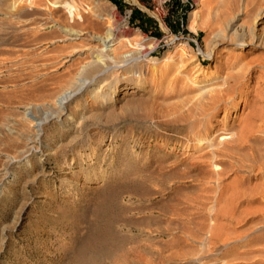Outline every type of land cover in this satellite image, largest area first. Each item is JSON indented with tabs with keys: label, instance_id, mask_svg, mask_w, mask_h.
<instances>
[{
	"label": "rangeland",
	"instance_id": "obj_1",
	"mask_svg": "<svg viewBox=\"0 0 264 264\" xmlns=\"http://www.w3.org/2000/svg\"><path fill=\"white\" fill-rule=\"evenodd\" d=\"M0 36V264H264V176L196 215L162 128L234 86L264 132V0H0Z\"/></svg>",
	"mask_w": 264,
	"mask_h": 264
},
{
	"label": "bare ground",
	"instance_id": "obj_2",
	"mask_svg": "<svg viewBox=\"0 0 264 264\" xmlns=\"http://www.w3.org/2000/svg\"><path fill=\"white\" fill-rule=\"evenodd\" d=\"M229 8L231 9V7ZM23 34L25 33H22V35ZM237 89L234 86L224 87L208 98L204 100L201 99V102L199 100L195 106L187 108L186 111L184 110L180 117L174 122H162V128L165 131L173 132L178 138L185 141V143L181 141L184 143V148L193 150V154L190 158L187 157L188 159L181 160L180 162L177 161L174 165L168 166L169 170L166 168L167 172L177 171L182 177L183 175L187 176L193 181L200 183L202 182L201 180L207 179V183H211L208 187L201 186L202 196L191 198V200L188 199L191 201L192 205L189 203L187 205L190 206L192 212H195L197 215V213L204 214L207 205L215 203L212 209L209 208L211 213H208L209 216H207L209 218L211 217L214 221L215 219L219 220L225 215L222 208L219 207L222 202L223 191L222 194H218L220 195L218 197H211L206 194H211L214 191V187L221 185L220 183L224 180L222 179L224 174L232 172V174L239 176L241 180L248 179L251 173L254 174L257 171L260 172H258L259 174L257 173L258 175H255L257 178L264 176V146L261 147L264 145V136H262L261 133L263 134L264 132L261 129L262 125H255L257 121H259L257 111H249L244 119L240 121L239 126H237L236 123L232 126L230 125L231 111L235 109V97L237 95L242 96V92H244L241 90L237 91ZM222 115L223 117L221 119ZM156 118V116L152 117L154 120ZM220 138L228 140H219ZM208 165L214 168H220V166L223 165H227L228 167L226 173H224L225 171L216 170L208 176L205 170ZM164 170H162V172ZM240 172H244L247 176L245 174L243 176L239 175ZM165 175L164 172V176ZM214 193L216 192L214 191ZM261 193L263 196H261L262 201L264 202V190ZM191 210L188 212L191 213ZM262 211H264V209ZM179 215L183 216L182 213ZM203 216L206 218V215ZM262 216L264 217V214ZM209 228L212 231L215 229V227ZM212 234L215 235V232H211V235ZM107 244L108 238L105 236L96 239L95 242L92 243L93 252L96 254L104 253Z\"/></svg>",
	"mask_w": 264,
	"mask_h": 264
},
{
	"label": "trees",
	"instance_id": "obj_3",
	"mask_svg": "<svg viewBox=\"0 0 264 264\" xmlns=\"http://www.w3.org/2000/svg\"><path fill=\"white\" fill-rule=\"evenodd\" d=\"M114 4H116L117 6H121V0H111ZM141 16V12L139 10H134L132 13V17L133 19L137 18Z\"/></svg>",
	"mask_w": 264,
	"mask_h": 264
}]
</instances>
